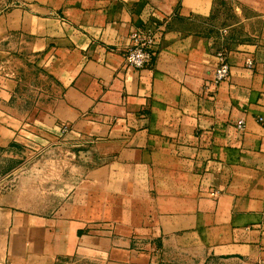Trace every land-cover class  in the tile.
<instances>
[{"label": "crops", "instance_id": "1", "mask_svg": "<svg viewBox=\"0 0 264 264\" xmlns=\"http://www.w3.org/2000/svg\"><path fill=\"white\" fill-rule=\"evenodd\" d=\"M0 264H264V0H0Z\"/></svg>", "mask_w": 264, "mask_h": 264}, {"label": "built area", "instance_id": "2", "mask_svg": "<svg viewBox=\"0 0 264 264\" xmlns=\"http://www.w3.org/2000/svg\"><path fill=\"white\" fill-rule=\"evenodd\" d=\"M163 28V22L150 19L141 27H137L130 32L131 43L124 53L125 65L128 68L139 69L152 64L161 46ZM218 58L219 63L214 67L211 78V83L215 85L226 79L230 70L229 63L225 58V52H219ZM249 63L251 62L249 61ZM236 127L238 129L244 128L243 119L236 121ZM216 193L217 191L211 192L212 195Z\"/></svg>", "mask_w": 264, "mask_h": 264}]
</instances>
